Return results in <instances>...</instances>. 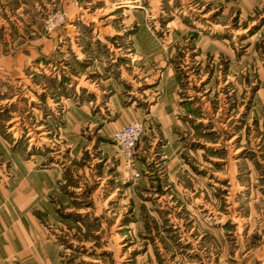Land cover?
<instances>
[{"label":"rangeland","instance_id":"obj_1","mask_svg":"<svg viewBox=\"0 0 264 264\" xmlns=\"http://www.w3.org/2000/svg\"><path fill=\"white\" fill-rule=\"evenodd\" d=\"M25 165L53 264H264V0H0V185Z\"/></svg>","mask_w":264,"mask_h":264},{"label":"crops","instance_id":"obj_2","mask_svg":"<svg viewBox=\"0 0 264 264\" xmlns=\"http://www.w3.org/2000/svg\"><path fill=\"white\" fill-rule=\"evenodd\" d=\"M26 167L13 187L0 185V264H53L55 251L44 230L28 221L29 204L39 197L43 202L53 180L43 173L30 175Z\"/></svg>","mask_w":264,"mask_h":264},{"label":"built area","instance_id":"obj_3","mask_svg":"<svg viewBox=\"0 0 264 264\" xmlns=\"http://www.w3.org/2000/svg\"><path fill=\"white\" fill-rule=\"evenodd\" d=\"M145 131L144 123L138 121L126 124L114 132L113 140L119 147L125 164L130 168L134 166L136 150Z\"/></svg>","mask_w":264,"mask_h":264}]
</instances>
